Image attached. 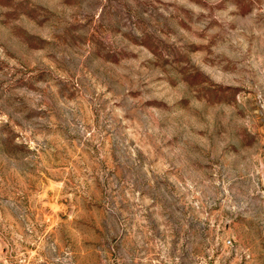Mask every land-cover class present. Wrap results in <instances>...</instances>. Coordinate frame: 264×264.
<instances>
[{"label":"rangeland","instance_id":"obj_1","mask_svg":"<svg viewBox=\"0 0 264 264\" xmlns=\"http://www.w3.org/2000/svg\"><path fill=\"white\" fill-rule=\"evenodd\" d=\"M0 264H264V0H0Z\"/></svg>","mask_w":264,"mask_h":264}]
</instances>
